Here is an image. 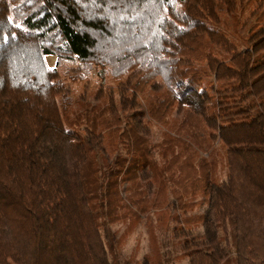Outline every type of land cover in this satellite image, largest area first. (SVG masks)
<instances>
[{"label":"trees","instance_id":"16d2710c","mask_svg":"<svg viewBox=\"0 0 264 264\" xmlns=\"http://www.w3.org/2000/svg\"><path fill=\"white\" fill-rule=\"evenodd\" d=\"M250 13L237 43L220 24ZM149 211L190 264H264V0H0V264H141Z\"/></svg>","mask_w":264,"mask_h":264},{"label":"rangeland","instance_id":"374dc122","mask_svg":"<svg viewBox=\"0 0 264 264\" xmlns=\"http://www.w3.org/2000/svg\"><path fill=\"white\" fill-rule=\"evenodd\" d=\"M263 7V4L258 2L253 8L252 12H257L258 10H261ZM255 19L254 15H251V13L244 19L243 25H240L238 29L236 30L232 26L231 20H229L226 24L221 23L220 26L222 29L228 32L230 35V38L234 40L237 43L243 44V39L241 35L246 34L247 32V26L249 23L253 22ZM45 60L48 65V67L52 68L55 66L56 58L55 56L51 54L45 55ZM69 73L66 74L64 69H60V77L63 78V80L66 83V90L70 91L71 89H75L73 92V96H76V99L81 104L84 100L94 102L95 98L93 96V89L94 86L97 84V79L94 76H86V78L80 80L77 82V80L70 79V75L76 73V68H73L68 71ZM162 83L159 80H156L150 87L149 92L146 93V95L151 96L155 93L158 89L162 87ZM76 104V108L80 110L82 108L81 105ZM181 106V102H177V107ZM143 108V107H142ZM175 115H179V113L176 111L174 112ZM147 118V114L143 117H141L142 120ZM149 137L152 141H157L161 137V128L157 125H151L149 128ZM222 178H225V173L222 170L221 172ZM144 187L147 190H151L153 188L152 184L149 182L148 179H144ZM206 206L202 205L200 208H196L194 212L196 211H203L205 210ZM159 212L156 211H149L147 213V216H140L137 225L135 228L128 234L124 244L122 245L120 249V257L122 259L128 258L130 256L136 257L141 264L145 263L144 256L148 255L151 256V259H154V243L151 240V234H155V241L157 243V247L159 248V252L161 255V261L164 264L165 261H170V263L173 264H190V260L187 256H185L183 253L186 249V246L189 244L191 245L190 236L189 234L183 235L181 232L173 233L170 230V227L172 224H177L176 221L172 223L169 219L167 220V225H163V228L161 225H159L158 217L157 215ZM179 223V221H178ZM169 225V226H168ZM125 227V224H116L114 225V228L117 229L119 232H121ZM194 233H196L197 236V242L199 244H203V236H202V227H197L194 230ZM220 233L222 234V231L220 230ZM229 234V233H228ZM224 235V234H223ZM184 236V237H183ZM227 239V238H226ZM224 238V242L229 244V241H227ZM230 246V244H229ZM231 248V246H230ZM232 251V248H231ZM236 263V257L233 252H230L225 264H235ZM154 264V262L152 263Z\"/></svg>","mask_w":264,"mask_h":264}]
</instances>
